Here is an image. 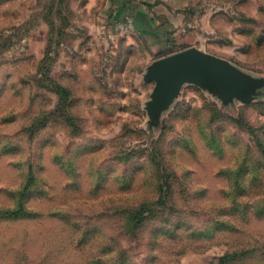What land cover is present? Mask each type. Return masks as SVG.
I'll return each mask as SVG.
<instances>
[{
  "label": "rangeland",
  "instance_id": "obj_1",
  "mask_svg": "<svg viewBox=\"0 0 264 264\" xmlns=\"http://www.w3.org/2000/svg\"><path fill=\"white\" fill-rule=\"evenodd\" d=\"M0 264H264V0H0Z\"/></svg>",
  "mask_w": 264,
  "mask_h": 264
},
{
  "label": "water",
  "instance_id": "obj_2",
  "mask_svg": "<svg viewBox=\"0 0 264 264\" xmlns=\"http://www.w3.org/2000/svg\"><path fill=\"white\" fill-rule=\"evenodd\" d=\"M148 78L154 82L152 96L155 102L167 100L185 83L223 87L227 80L236 81L221 60L195 49L156 60L149 68Z\"/></svg>",
  "mask_w": 264,
  "mask_h": 264
}]
</instances>
